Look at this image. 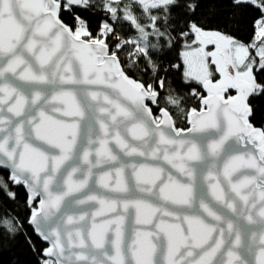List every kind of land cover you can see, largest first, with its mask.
<instances>
[{
	"label": "snow or ice",
	"instance_id": "snow-or-ice-1",
	"mask_svg": "<svg viewBox=\"0 0 264 264\" xmlns=\"http://www.w3.org/2000/svg\"><path fill=\"white\" fill-rule=\"evenodd\" d=\"M217 3L0 0V196L28 210L0 241L37 264H264V0H227L257 10L250 42L209 27Z\"/></svg>",
	"mask_w": 264,
	"mask_h": 264
},
{
	"label": "trees",
	"instance_id": "trees-1",
	"mask_svg": "<svg viewBox=\"0 0 264 264\" xmlns=\"http://www.w3.org/2000/svg\"><path fill=\"white\" fill-rule=\"evenodd\" d=\"M85 15H88L93 29H95L97 27L100 14L91 15L86 13ZM231 16L232 10L227 3V0H218L217 14L211 20L209 27L219 28L221 31L231 32L233 35L237 36L243 41L250 42L254 38L252 21L258 16L257 10L255 8L249 7L236 23L232 21ZM117 31L121 33L120 35L116 36L117 41H122L125 39V37H131L135 34L131 29L128 28L127 24H125L123 28H117ZM182 50L183 46L177 45L171 52H169L167 54L166 66L168 63L181 65L179 69L170 73L169 79L173 82L174 87L184 91L182 85L179 83L184 71L181 61ZM127 54V50L121 54V61L125 60ZM141 67H144L143 62L141 63ZM136 78L142 80L148 79L147 76L141 77L139 75H137ZM256 103L258 111L256 118L252 121V123L256 128L264 129V99H261ZM189 106L191 107L193 105ZM195 106L199 108V105ZM154 114H158L155 109ZM179 127L185 128V123L179 124ZM0 175H4L5 177L7 176V174L4 172H0ZM15 190L19 193V198L15 202L7 200L6 197L0 196V212H6L9 209H12L20 216L21 219H26L28 216V210L24 205V200L26 199L27 195L22 187ZM29 231H31V229H29ZM37 260L38 257L24 246L22 240L11 243L7 239L0 241V264H37Z\"/></svg>",
	"mask_w": 264,
	"mask_h": 264
},
{
	"label": "water",
	"instance_id": "water-1",
	"mask_svg": "<svg viewBox=\"0 0 264 264\" xmlns=\"http://www.w3.org/2000/svg\"><path fill=\"white\" fill-rule=\"evenodd\" d=\"M210 46H211V48L213 49V46H212V45H210ZM234 91H235V90H232L233 93H234ZM199 108H203V105L200 104V105H199ZM157 115H159V113H158ZM190 127H191V125L185 123V129L190 128ZM254 127H255V126H254ZM258 129H260V128H258ZM38 143H39V142H38ZM138 159H143V158H138ZM148 162H150V163H154V161H151V160H149ZM161 163H162V162H161ZM163 166H164L165 168H169V167H170V166H168V165H163ZM0 172H4V173L7 174V170H5V169H0ZM173 172H174V174H175L178 178L183 179V177H181L179 173H175V170H173ZM125 179L128 180V181H131L132 178L130 177V175L126 174ZM22 188H23V187H22ZM95 190H96V192L101 193V194L112 195V193H107L105 189H101L98 185L95 187ZM25 193H26V192H25ZM135 194H136V195H142V194L139 193L138 191H137ZM26 195H27V194H26ZM39 199H40V197H37V200H39ZM37 206H38V204H37ZM63 211H64V208L62 207V208H61V212H63ZM59 214H60V213H57V215H59ZM139 227H141V230H143V226H139ZM126 228H127V230H128V234L131 235V228H132V223H131V221L126 222Z\"/></svg>",
	"mask_w": 264,
	"mask_h": 264
},
{
	"label": "rangeland",
	"instance_id": "rangeland-1",
	"mask_svg": "<svg viewBox=\"0 0 264 264\" xmlns=\"http://www.w3.org/2000/svg\"><path fill=\"white\" fill-rule=\"evenodd\" d=\"M208 49H212L210 45L208 46V48L206 49V51H207ZM183 51H184V48H183L182 52H183ZM181 61H182V64H183V57H182V53H181ZM183 70H184V66H183Z\"/></svg>",
	"mask_w": 264,
	"mask_h": 264
}]
</instances>
